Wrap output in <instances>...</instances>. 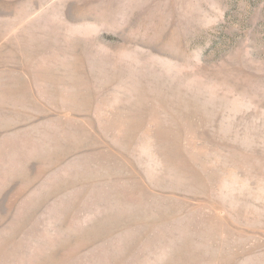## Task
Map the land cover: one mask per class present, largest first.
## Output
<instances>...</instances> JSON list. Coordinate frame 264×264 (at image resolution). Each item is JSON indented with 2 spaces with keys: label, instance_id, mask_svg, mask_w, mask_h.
Returning <instances> with one entry per match:
<instances>
[{
  "label": "rangeland",
  "instance_id": "374dc122",
  "mask_svg": "<svg viewBox=\"0 0 264 264\" xmlns=\"http://www.w3.org/2000/svg\"><path fill=\"white\" fill-rule=\"evenodd\" d=\"M0 264H264V0H0Z\"/></svg>",
  "mask_w": 264,
  "mask_h": 264
}]
</instances>
